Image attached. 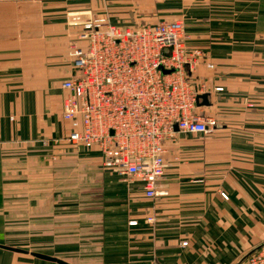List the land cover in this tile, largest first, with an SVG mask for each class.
I'll use <instances>...</instances> for the list:
<instances>
[{
  "label": "crops",
  "instance_id": "1",
  "mask_svg": "<svg viewBox=\"0 0 264 264\" xmlns=\"http://www.w3.org/2000/svg\"><path fill=\"white\" fill-rule=\"evenodd\" d=\"M78 10L117 26L182 20L200 51L191 78L208 104L195 110L217 126L165 142L154 197L94 149L53 148L69 132L61 83L74 75ZM262 244L264 0H0V245L26 251L0 247V264H60L32 252L68 264H242Z\"/></svg>",
  "mask_w": 264,
  "mask_h": 264
},
{
  "label": "built area",
  "instance_id": "2",
  "mask_svg": "<svg viewBox=\"0 0 264 264\" xmlns=\"http://www.w3.org/2000/svg\"><path fill=\"white\" fill-rule=\"evenodd\" d=\"M73 14L71 24L81 26L69 44L74 75L61 83V117L69 127L63 140L94 149L103 168L140 179L145 196L154 197L167 167L165 142L176 131L209 134L217 126L215 117L195 110L204 88L191 78L200 51L188 50L179 19L117 26L104 16ZM246 264H264V245Z\"/></svg>",
  "mask_w": 264,
  "mask_h": 264
},
{
  "label": "water",
  "instance_id": "3",
  "mask_svg": "<svg viewBox=\"0 0 264 264\" xmlns=\"http://www.w3.org/2000/svg\"><path fill=\"white\" fill-rule=\"evenodd\" d=\"M199 99H201V102H199ZM196 104L197 105H207L208 104V93L205 92V93L197 94ZM262 245H264V244H262ZM262 245H259V246L255 247L254 249H252L250 252H248L245 255V257L243 259H245L249 254H251L255 250H257L260 247H262ZM0 247H4V248L11 249V250H14V251H23L21 249L12 248V247H8V246H4V245H0ZM23 252H26V251H23ZM31 254L34 255L35 257L46 259V260H51V261H56V262H58L60 264H68V263L62 261L61 259H57L56 257H52V256L45 255V254H42V253L32 252Z\"/></svg>",
  "mask_w": 264,
  "mask_h": 264
},
{
  "label": "rangeland",
  "instance_id": "4",
  "mask_svg": "<svg viewBox=\"0 0 264 264\" xmlns=\"http://www.w3.org/2000/svg\"><path fill=\"white\" fill-rule=\"evenodd\" d=\"M79 11V16L80 15H82L83 13L81 12V10H78ZM80 26H81V23L80 22H78V31L80 30ZM77 31V32H78ZM76 32V33H77ZM199 134H190V133H186L185 134V136H187V137H191V138H195V137H197ZM169 141L172 143V145L174 146V147H179L180 146V144L181 143H179V140H178V138L176 137V136H174V138L173 139H169ZM53 144L55 145L56 144V146H53V148L55 147V149L56 150H58V151H63L62 149H65V148H63L62 146L63 145H69V149H71V151L72 152H75V153H77V154H79V152L82 150V148L81 147H77V146H75V145H73V144H71V143H68V142H66V141H64L63 139L61 140V141H53ZM58 145H62V146H58ZM98 156H99V154H98ZM98 158V157H97ZM98 161H99V158H98ZM224 198V197H223ZM247 258V257H246ZM242 264H246V259H245V262L244 263H242Z\"/></svg>",
  "mask_w": 264,
  "mask_h": 264
}]
</instances>
